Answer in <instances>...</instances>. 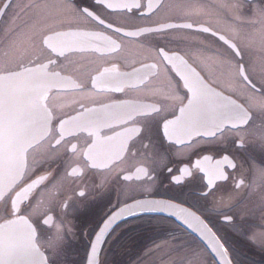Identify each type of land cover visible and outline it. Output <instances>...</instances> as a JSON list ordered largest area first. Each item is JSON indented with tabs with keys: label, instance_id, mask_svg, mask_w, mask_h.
I'll use <instances>...</instances> for the list:
<instances>
[{
	"label": "flooded vegetation",
	"instance_id": "obj_1",
	"mask_svg": "<svg viewBox=\"0 0 264 264\" xmlns=\"http://www.w3.org/2000/svg\"><path fill=\"white\" fill-rule=\"evenodd\" d=\"M6 4L10 7L0 12V53L18 32L26 31L38 20L35 9L24 7L27 4L52 6L51 14L41 22V26L50 29L44 35L84 34L53 38L56 53L34 37L39 47L30 48L26 56L0 63V69L6 71H20L16 65L22 63L23 67L39 69L50 77L58 74L42 82L47 91L46 103L50 108L54 106L57 119L41 150L48 149L53 157L38 164L16 191L36 182L26 194L25 203L30 201L38 212L29 223L41 239L54 237L57 229L63 231L60 264H85L91 242L104 220L121 206L141 199H164L194 210L232 251L233 264H264V248L254 244L252 238L248 241V254H235L231 242H236V235L226 229L264 224V218L258 219L255 214L264 207L262 204L247 209L264 187L259 176L264 170V150L257 139L258 130L264 125L260 114L250 126L256 132L249 131L243 148L239 147V137L231 130V124L224 123L227 117L217 108L221 101L211 95L204 101V109L222 127V134L215 137L204 135L203 128L185 130L190 116L181 114L179 103L174 110L171 104L166 105L147 128L140 120L124 123L140 106L157 104L169 82L185 97L184 105L188 103L183 82L163 59L168 55L177 54L190 64L186 52L207 58L216 80L212 88L243 103L239 92L224 86L227 68L215 63L234 57V63H245L254 69L251 76L259 93L264 87V17L260 14L264 0H0V8ZM137 4L141 6L136 7ZM77 8H88L93 16L85 18L75 11ZM189 24L192 27H185ZM203 28L210 31L204 32ZM230 29H235L241 38H252L253 42L243 48L242 57L234 56L228 44L219 39L224 35L231 40ZM40 47L44 50L40 51ZM62 48L65 56L58 55ZM160 50L162 53L158 54ZM6 71L0 70V76ZM75 85L83 86V90ZM17 86L27 87L23 83ZM235 86L240 87L239 83ZM161 117L179 118L172 140L164 136L162 126L158 127V123H163ZM61 120L92 121L96 135L73 132L59 147L50 149L49 145L59 139ZM64 128L71 130L72 125ZM133 128L141 131L132 135L129 130ZM128 135L132 138L127 139ZM97 137L99 142L92 149L96 158L89 160L86 152ZM73 168L78 173L69 175ZM48 173V179L41 182L40 177ZM241 179L244 184L237 189L235 185ZM7 218H0V224ZM175 229H183L194 237L167 215L142 213L124 219L104 237L98 264L103 259L105 264H152L156 257L144 256L158 254L160 233L173 235ZM41 251L46 257L50 255L44 247ZM167 254L165 264H191L195 259L199 264H218L211 254Z\"/></svg>",
	"mask_w": 264,
	"mask_h": 264
},
{
	"label": "snow or ice",
	"instance_id": "obj_2",
	"mask_svg": "<svg viewBox=\"0 0 264 264\" xmlns=\"http://www.w3.org/2000/svg\"><path fill=\"white\" fill-rule=\"evenodd\" d=\"M135 6L140 7L141 5L137 4ZM7 7H10V5L6 4L4 8H0V12L5 11ZM24 7L35 9L38 20L28 26L26 31H20L16 34V39L10 43L3 53H0V63H6L16 57L26 56L30 48L39 47L34 37H39L42 45H46L52 53H56L57 49L51 43L53 38L60 39L84 35L81 33L44 35L50 29L47 26H41V22L46 20L51 14L50 9L52 6L48 4H27ZM75 11L85 18L93 16V13L88 8H77ZM260 14L264 17V10H261ZM93 18L98 19L96 17ZM99 22L103 24L102 20ZM162 27L166 28L169 25ZM185 27L190 28L192 25H185ZM202 30L204 32L210 31L209 28H203ZM230 31L232 32L231 40L225 39L224 35H220L219 39L228 44L234 56L242 57L243 48L253 42L252 38H241L235 29H230ZM216 34L213 33V35ZM130 35H135V33ZM232 41L240 42L233 43ZM261 41L264 43V34L261 35ZM29 42L31 43L29 44ZM116 47L119 48L120 46L116 45ZM43 50L40 47V51ZM161 53L162 50L158 54ZM58 55L65 56L66 50L62 48ZM185 56L191 59V64L177 54L164 56L163 59L172 65V70L183 82V87L189 94L187 95L188 103L184 105L185 97L180 96L176 91V86L169 82L166 90L160 94L157 104L140 106L124 123H133L136 120H140L147 128L150 126L152 118L159 116L166 105L171 104L174 110L175 104L179 103L182 105L180 108L181 114L188 113L190 116V119L185 124V130L195 131L197 128H203L204 135L215 137L218 133L222 134V127L219 124H215L204 109V101L211 95L221 101L217 108L220 113L227 117L224 123L231 124V130L239 137V147L243 148L249 131L256 132L255 129H250V126L253 124L257 113L264 119V87L257 93L255 81L251 76V71H254V69L245 63H234V57H225L215 61V63L227 68L228 79L224 82V86L233 92H239V98L243 103H236L212 88L211 84L216 83V80L207 63V58L187 52ZM31 62L29 61V63ZM49 63H52V61H49ZM16 67L20 71L13 72L0 69L6 71L5 75L0 76V218L9 217L4 219L3 224H0V264H60V253L65 241L63 231L57 229L54 237L41 239L37 234V230L29 223V219L33 215L38 214V212L30 201L25 203L26 194L33 190L36 182L26 184L20 191H16V188L25 182V178L32 173L38 164L44 163L46 158L51 159L53 157V154L48 149L41 150L45 140L52 134V124L57 119L53 114L54 106L50 108L46 103L48 99L47 91L44 89L42 82L58 74H52L50 77L46 72H40L39 69L23 67L22 63H17ZM261 75V84L264 85V69H262ZM21 83L27 85V87L23 89L18 87L17 85ZM237 83L240 85L239 88L235 86ZM75 87L81 91L83 90L81 85H75ZM42 99L45 101L44 103L41 102ZM161 119L163 123L162 125L158 123V127L162 126L164 136L172 140L177 134L176 125L179 118L177 120H167L161 117ZM66 124H71L72 129L66 131L64 128ZM94 127L95 125L92 121L81 123L75 120H61L59 139L55 141V144L49 145V148L55 149L59 147L65 137L72 135L73 132L88 131L90 136L96 135L93 130ZM129 131L132 135H135L141 129L133 128ZM132 135H128L127 139H131ZM257 139L260 142L261 149L264 150V125L258 130ZM98 142L99 138L97 137V140L89 146L86 152L89 160H95L96 157L92 149ZM72 148L75 149L76 145H73ZM55 155H58V153ZM139 171H143V169ZM77 173L78 169L73 168L69 175H76ZM48 175H51V173L40 177V181L47 180ZM259 176L264 181V170H261ZM243 184L244 181L241 179L236 183L235 187L238 189ZM13 193L15 194L13 195ZM80 195H83V193H80ZM137 206L145 210H156L160 205L159 202L146 201L138 202ZM164 207H172V205H164ZM21 212H26L28 214L27 217L21 216ZM127 212L128 206L121 209L120 212L114 213L99 228L95 240L91 242L88 264H98L97 253L105 233L108 232L112 224L121 215L127 214ZM188 215L191 216L192 214L188 213ZM196 219L198 220L199 218L197 217ZM45 223H48V221L45 220ZM185 223H188V221L185 220ZM189 226L191 227V224ZM210 246L221 258L222 264H231V261L223 251V245L219 243L214 235ZM41 247L49 251L50 255L46 257L41 251Z\"/></svg>",
	"mask_w": 264,
	"mask_h": 264
},
{
	"label": "rangeland",
	"instance_id": "obj_3",
	"mask_svg": "<svg viewBox=\"0 0 264 264\" xmlns=\"http://www.w3.org/2000/svg\"><path fill=\"white\" fill-rule=\"evenodd\" d=\"M261 204L264 206V187L260 190V195H258V197L253 200V202L248 206L247 209L251 210L254 206H256L257 208ZM255 214L256 218L258 219L261 217L264 218V207H260ZM226 229L231 231L233 234L235 233L236 235V238H233L236 239V242H231L235 254H248L247 249L249 248L251 250V248L248 247V241H250L249 239L251 238L253 239L254 244L264 248V224L254 223L252 227L248 228H244L243 226H229L226 227ZM172 231H176V233L170 235L167 232H161L159 238V241L161 242L158 250L159 253L146 254L144 256V259L149 256H153L156 257L157 261L153 262L152 264H165V262H167V253L177 255L181 254L183 256L185 254H209L205 247L195 237L187 234L183 229H175ZM239 235H242V237H240ZM227 250L230 254H232V251H230L228 247ZM71 256L72 254H69V259ZM101 257L104 258L103 254L101 255ZM139 263L143 264L141 261H139ZM101 264H105L104 259ZM191 264L199 263L198 260L195 259L192 260Z\"/></svg>",
	"mask_w": 264,
	"mask_h": 264
},
{
	"label": "water",
	"instance_id": "obj_4",
	"mask_svg": "<svg viewBox=\"0 0 264 264\" xmlns=\"http://www.w3.org/2000/svg\"><path fill=\"white\" fill-rule=\"evenodd\" d=\"M159 202V207L156 210H145L142 209L141 207L137 206L138 202ZM164 205H172V207H164ZM126 206H128V212L127 214H123L121 215L116 221L115 223L112 224L111 228H113L117 223H119L120 221L133 217L135 215L138 214H142V213H159V214H163V215H167L169 217H172L173 219L176 220V222L182 226L183 228H185L187 231H189L192 235H194L203 245L204 247L208 250V252L212 255V257L215 259V261L218 264H222L221 258L218 256V254L216 252H214L212 250V247L210 246L212 243V236L214 235L215 238L219 241L220 244L223 245V251L226 253L228 259L231 261V264H233L231 258H230V254L225 246V244L222 242V240L220 239V237L218 236V234L214 231V229L212 227H210V225L198 214L196 213L194 210L172 202V201H168V200H164V199H141V200H135L132 201L130 203H127L123 206H121L120 208L116 209L115 211H113L105 220H108L109 217H111L114 213H118L120 212L121 209H124ZM183 210V211H182ZM188 213H191L192 215L189 216ZM199 218L198 220L196 218ZM185 220L188 221V223H185ZM104 222L101 224L100 227L103 226ZM3 224V223H2ZM189 224H191V227L189 226ZM110 228V229H111ZM110 229L108 230V232L110 231ZM210 230V231H208ZM99 231V230H98ZM97 231V232H98ZM106 232L104 237L106 236V234L108 233ZM97 234V233H96ZM96 237V235H95ZM95 237L93 240H95ZM92 240V241H93ZM104 240V238H103ZM102 243L99 246V251H100V247H101ZM91 251V245L89 248V252L87 254V258H86V262L85 264H88V255ZM45 255V254H44ZM99 252L97 253V261H99ZM46 256V255H45Z\"/></svg>",
	"mask_w": 264,
	"mask_h": 264
},
{
	"label": "trees",
	"instance_id": "obj_5",
	"mask_svg": "<svg viewBox=\"0 0 264 264\" xmlns=\"http://www.w3.org/2000/svg\"><path fill=\"white\" fill-rule=\"evenodd\" d=\"M247 250L249 251L250 249L248 248ZM103 256H104V254H103Z\"/></svg>",
	"mask_w": 264,
	"mask_h": 264
}]
</instances>
